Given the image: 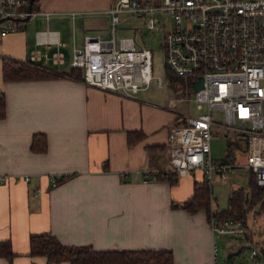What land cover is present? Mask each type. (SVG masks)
Instances as JSON below:
<instances>
[{"label":"crops","instance_id":"0c3cea01","mask_svg":"<svg viewBox=\"0 0 264 264\" xmlns=\"http://www.w3.org/2000/svg\"><path fill=\"white\" fill-rule=\"evenodd\" d=\"M113 1L37 0L34 9L47 18L35 15L0 39V241L9 240L14 253L0 264H50L28 254L29 236L40 232L96 250L168 248L174 264H214L206 211L172 206L192 195L201 173L177 175L175 183L157 178L173 173L165 142L179 103L172 110L149 102L147 88L130 98L70 76L2 79L4 58L26 61L33 50L35 63L67 72L84 35L109 25ZM54 52L62 62L52 60ZM34 133L45 135L44 152L30 149Z\"/></svg>","mask_w":264,"mask_h":264},{"label":"built area","instance_id":"2783aa9c","mask_svg":"<svg viewBox=\"0 0 264 264\" xmlns=\"http://www.w3.org/2000/svg\"><path fill=\"white\" fill-rule=\"evenodd\" d=\"M28 4L29 0H0V39L35 15L47 18L49 12L29 9ZM121 12L142 16L147 29L163 34L167 80L174 77L182 83L175 89L178 97L166 107L173 110L177 103L187 102L190 91L195 101L207 105L196 116L176 111L165 142L170 169L178 175L199 171L210 187L214 182L226 183L230 169L245 167L255 183L264 187V0H114L105 10L108 36L85 34L82 46L72 50L70 67L81 70L84 84L135 98L152 79V52L137 45L132 36L116 37ZM62 57L60 52L51 54L57 63ZM29 59H39L38 51H31ZM199 78L202 86L196 89L194 80ZM156 84L163 87L164 79L157 77ZM186 86L190 91L185 94ZM214 108L223 111L224 122L212 116ZM212 128L230 136V158L212 157ZM239 138L244 140L242 163L232 150ZM4 179L0 176V181ZM55 179H50L53 185ZM207 220L214 235L245 240L250 236L241 218H217L211 210ZM256 255L251 249L247 258L253 260Z\"/></svg>","mask_w":264,"mask_h":264},{"label":"trees","instance_id":"16d2710c","mask_svg":"<svg viewBox=\"0 0 264 264\" xmlns=\"http://www.w3.org/2000/svg\"><path fill=\"white\" fill-rule=\"evenodd\" d=\"M36 4L37 0H33V9L36 8ZM1 75L4 81L46 79L58 76H70L81 81L82 77L79 68L70 67L67 72L56 71L29 59L26 61H18L9 58H4L2 61ZM171 80L176 84H181L178 78L171 77ZM4 116L5 98L3 92L0 91V119ZM228 146L230 148L229 144ZM30 149L36 152H44L47 149L45 135L42 133H34L32 135ZM225 156L230 158L228 152H226ZM71 176L72 174L56 178V184ZM176 176L177 173L173 171V173L159 174L157 178L167 180L169 183H175L177 181ZM248 186V191L246 192L241 187L232 189L228 195L227 208L223 210L215 209L213 214L217 218L235 216L243 219L245 223L246 212L251 205L259 203L262 208L264 207V187L258 186L255 183L252 174ZM209 192L210 187L204 180L200 182L194 181L192 195L179 203L172 202V206L184 208L190 214L203 208L208 218L211 214L208 202ZM261 252L264 256V247H261ZM28 254L32 256H44L50 264H57L61 261H67L69 264H174L172 250L168 248L96 250L90 244H64L50 232L31 234L29 236ZM13 255L10 241L1 240L0 256L11 260Z\"/></svg>","mask_w":264,"mask_h":264},{"label":"rangeland","instance_id":"374dc122","mask_svg":"<svg viewBox=\"0 0 264 264\" xmlns=\"http://www.w3.org/2000/svg\"><path fill=\"white\" fill-rule=\"evenodd\" d=\"M152 1L159 3L160 0ZM119 17L120 21L116 24V37L132 36L137 45H145L152 52V79L147 89L144 91V94L147 95L146 99L151 103L166 107L167 101L169 103L172 98L178 97L175 89L181 87V85L174 83L172 80H167L168 75L166 74L164 53L161 47L162 32L147 29L143 25L144 20L142 16L130 12H121L119 13ZM168 21L169 20L167 19V23ZM70 26L71 24H69V28H71ZM108 26L106 29L99 32L102 37L108 36ZM157 77L164 79L163 87L157 86ZM189 91V88L186 86L184 90L185 94ZM194 98L195 94L190 91V99L187 100V102L179 103L176 109L179 112L193 116L206 111V103L204 101H195ZM198 104L200 105V108H198ZM165 111L168 112L164 109V111H160V113L165 114ZM171 113L174 114V117L176 116L174 111H171ZM211 114L217 120L222 122L225 121V115L221 109L214 108L211 110ZM237 123L238 121H235V124ZM228 144H231L230 136L225 135L223 130L220 131L216 128H212L210 147L211 155L215 160L225 158L226 152L229 148ZM243 144V138H239L234 144L235 146L232 147L235 154V160L240 163L244 162V154L242 150ZM250 178L251 174L247 168L238 167L232 168L228 171V179L226 183H212L208 200L211 210L226 209L228 206V195L232 189L241 187L245 192L248 191ZM245 224L250 231L251 241H249L250 236L247 241L240 238V236L215 234L214 242L216 245V251H214V264H264V256L261 252V247H264V207L262 208L259 203L251 205L246 212ZM238 248H241L239 252L228 256ZM251 249L256 250V259L250 260L247 258Z\"/></svg>","mask_w":264,"mask_h":264},{"label":"water","instance_id":"95a60500","mask_svg":"<svg viewBox=\"0 0 264 264\" xmlns=\"http://www.w3.org/2000/svg\"><path fill=\"white\" fill-rule=\"evenodd\" d=\"M32 2L33 0H29V4H28V8L30 9L32 7ZM202 86V81H201V78L197 79V80H194V87L196 89L200 88ZM241 250V248H238L236 251L234 252H231L228 256H230L231 254L233 253H237Z\"/></svg>","mask_w":264,"mask_h":264},{"label":"bare ground","instance_id":"6f19581e","mask_svg":"<svg viewBox=\"0 0 264 264\" xmlns=\"http://www.w3.org/2000/svg\"><path fill=\"white\" fill-rule=\"evenodd\" d=\"M178 175V174H177ZM211 209V208H210ZM214 246L216 247V245H215V243H214ZM214 246H213V248H214ZM215 250H216V248H215Z\"/></svg>","mask_w":264,"mask_h":264}]
</instances>
